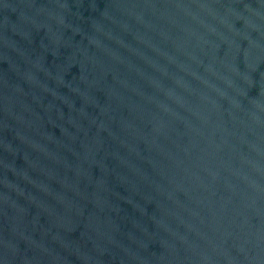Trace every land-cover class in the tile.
Instances as JSON below:
<instances>
[{
    "label": "water",
    "instance_id": "95a60500",
    "mask_svg": "<svg viewBox=\"0 0 264 264\" xmlns=\"http://www.w3.org/2000/svg\"><path fill=\"white\" fill-rule=\"evenodd\" d=\"M0 264H264V0H0Z\"/></svg>",
    "mask_w": 264,
    "mask_h": 264
}]
</instances>
